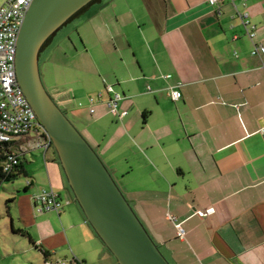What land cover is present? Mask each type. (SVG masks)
I'll return each mask as SVG.
<instances>
[{
    "label": "crops",
    "instance_id": "obj_1",
    "mask_svg": "<svg viewBox=\"0 0 264 264\" xmlns=\"http://www.w3.org/2000/svg\"><path fill=\"white\" fill-rule=\"evenodd\" d=\"M116 1L97 0L76 17L78 43L65 34L57 41L70 43L72 58L66 76L45 73L54 101L171 264H264V51L251 53L240 18L246 12L254 42L264 46V0ZM84 23L94 46L78 30ZM46 46L43 62L52 64L54 46ZM107 85L127 109L121 119L108 111ZM171 89H179L178 99ZM27 153L22 162L32 183L22 190L31 193L14 197L17 219L12 215L8 230H0V264L72 256L117 264L56 158L42 153L35 170L25 166ZM49 186L61 208L37 213L31 194Z\"/></svg>",
    "mask_w": 264,
    "mask_h": 264
},
{
    "label": "water",
    "instance_id": "obj_2",
    "mask_svg": "<svg viewBox=\"0 0 264 264\" xmlns=\"http://www.w3.org/2000/svg\"><path fill=\"white\" fill-rule=\"evenodd\" d=\"M91 0H32L17 38L16 77L47 130L53 149L85 220L117 264H171L163 255L109 169L84 135L47 92L39 72L46 38Z\"/></svg>",
    "mask_w": 264,
    "mask_h": 264
},
{
    "label": "built area",
    "instance_id": "obj_3",
    "mask_svg": "<svg viewBox=\"0 0 264 264\" xmlns=\"http://www.w3.org/2000/svg\"><path fill=\"white\" fill-rule=\"evenodd\" d=\"M215 4L217 0H208ZM32 0H4L0 4V152L3 157L0 162V183L5 177L15 173L27 151L34 148L43 149L45 153L51 141L47 130L38 121V117L29 100L24 95L19 84L16 69L17 38L19 37L21 23ZM245 24V31L252 41V54H260L264 51L262 43L254 42L253 25L248 26L246 12L240 14ZM105 90L110 93L107 100L109 113L121 119L127 114V109L120 108L121 95L111 85ZM172 99H178L181 95L179 89L169 90ZM92 102V97L89 99ZM92 112L93 109L90 108ZM260 132L264 138V124L260 126ZM28 178L25 186L31 184ZM33 208L37 213L45 211H59L62 200L59 194L49 186L37 193L31 194ZM212 211V207L198 210L199 215ZM174 219V217H171ZM177 234L183 236L179 223H175ZM46 264H83L80 259L72 256L69 259H58Z\"/></svg>",
    "mask_w": 264,
    "mask_h": 264
},
{
    "label": "rangeland",
    "instance_id": "obj_4",
    "mask_svg": "<svg viewBox=\"0 0 264 264\" xmlns=\"http://www.w3.org/2000/svg\"><path fill=\"white\" fill-rule=\"evenodd\" d=\"M4 0H0V4L3 2ZM103 1V0H102ZM122 0H117V3H120ZM98 3H93L90 5V8L96 6ZM92 6V7H91ZM112 7V6H111ZM121 7V6H120ZM111 9V8H109ZM119 8H117L118 10ZM82 16V13L80 14V17ZM78 23V19L75 18L73 20H70L69 22H66L64 25H62L57 31L56 33H54V35L52 36V38L49 41V45L54 46V54H52L51 56V61L52 64H44L43 62V54H45V52L47 50H43L41 54H39V72H40V76L42 78V82L45 86V89L47 90V92L53 97V91L50 85L51 82V78L48 79L47 76H45L46 71L49 72V75L51 76L52 74H54V71H58L60 70V74H62L64 72V76L67 75V71L70 69L69 68V60L72 58V49L70 47V43L67 42L66 40H62L61 42H58L59 39L61 38V36H63L64 34L67 35V37H71L73 42L78 43V39H79V35L76 31H73V29L76 28ZM78 29V28H77ZM85 29V31H84ZM79 31H81L88 44H92L94 46V38L93 36L88 33V26L86 25V23L82 24L81 27L78 29ZM77 30V31H78ZM68 37V38H69ZM75 43V44H76ZM56 46V47H55ZM47 46H45L46 48ZM64 50H66L67 54L64 53ZM49 56V53L45 54V58ZM54 61V62H53ZM71 61V60H70ZM74 61V60H73ZM50 62V61H48ZM55 62L57 64H55ZM60 64V65H58ZM47 74V73H46ZM57 104V102H56ZM112 115V114H111ZM114 116V115H112ZM69 117V116H68ZM116 117V116H114ZM70 121H71V117H69ZM72 122V121H71ZM73 123V122H72ZM77 129L78 126H76V124H73ZM80 130V129H79ZM43 149H36L34 148V152H29L26 155V163L25 166L27 167H36V169L39 168V164L42 163L43 159H42V153H43ZM52 148H50L47 152H45L46 157L52 154ZM45 176L41 173L40 179H43ZM28 177L24 176L23 174L17 175L13 180L10 181H2L0 183V230L1 231H6L8 230V227H10V217L13 215L15 219H17L16 217V213L15 209H14V197H16L17 195L20 194H25V195H30L31 193V188L27 189L26 191H23L22 187L26 184ZM38 179V177H37ZM41 183H45L44 180H42ZM10 199V200H8ZM1 236V235H0Z\"/></svg>",
    "mask_w": 264,
    "mask_h": 264
},
{
    "label": "trees",
    "instance_id": "obj_5",
    "mask_svg": "<svg viewBox=\"0 0 264 264\" xmlns=\"http://www.w3.org/2000/svg\"><path fill=\"white\" fill-rule=\"evenodd\" d=\"M97 0H91L90 2H87L85 5L81 6L77 11H75L73 14L70 15V17L67 19L66 22H69L70 20H73L75 19L76 17H78V15H80L83 10L87 7V6H90L91 4L95 3ZM66 22H64L62 25H64ZM54 35V34H53ZM53 35H50L48 38L45 39V41L43 42L42 46H41V51L44 49V47L48 44V42L50 41V39L52 38ZM40 51V53H41ZM52 148V155L56 158V160L58 161L57 159V156L55 154V150L53 149L52 147V144L50 143V145L48 146V149L47 151ZM3 157L2 153L0 152V162H1V158ZM1 167V165H0ZM20 174H23L24 176L27 177V174L25 172V169H24V165H23V162L20 163L19 167L17 168V171L15 173H12L10 175H8L7 177H5L4 181H10V180H13L17 175H20ZM28 186V185H27ZM27 186H24L25 188ZM10 200V199H8ZM90 225V224H89ZM93 229V228H92ZM13 230L15 232H17L18 234L20 235H23V236H27L31 241L32 239L30 238L29 234H28V231L23 229V228H14L13 227ZM94 230V229H93ZM95 232V231H94ZM96 233V232H95ZM96 236L98 237L97 233H96ZM99 239V237H98ZM100 240V239H99ZM100 242L105 246V244L100 240ZM106 247V246H105ZM107 248V247H106ZM108 252L110 253V250L107 248ZM46 253V252H45Z\"/></svg>",
    "mask_w": 264,
    "mask_h": 264
}]
</instances>
